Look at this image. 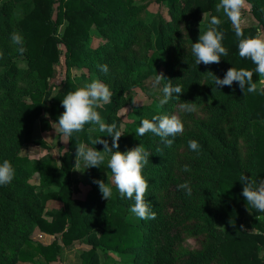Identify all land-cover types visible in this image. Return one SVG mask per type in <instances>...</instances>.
Masks as SVG:
<instances>
[{"label":"trees","instance_id":"trees-1","mask_svg":"<svg viewBox=\"0 0 264 264\" xmlns=\"http://www.w3.org/2000/svg\"><path fill=\"white\" fill-rule=\"evenodd\" d=\"M218 2L60 0L56 11V0H0V67L4 70L0 74V163L7 159L15 169L12 182L0 185V264L36 263L39 255L50 264L63 253L59 238L67 247L87 240L92 248L82 251L83 264H100L96 247L106 258L108 250L117 252L125 264H264V213L248 209L240 181L245 175L264 179V95L246 89L244 93L238 82L217 88L214 76L206 74L211 71L222 79L231 67L255 68L250 59L239 56V38L231 21L216 12ZM246 2L264 27V0ZM153 5L156 8L151 9ZM204 13L222 21L219 28L228 55L220 63L198 65L191 52ZM62 24L64 31L57 35ZM241 27L246 37L259 30L254 25ZM14 31L23 36L26 51L22 54L21 45L11 41ZM93 37L98 39L94 46ZM155 42L165 51L162 89L171 80L184 93L180 100L174 94L163 106L162 89L153 93L154 102L140 109L137 126L145 118L175 114L184 131L171 147L152 132L129 138L124 151L142 144L151 153L143 175L149 181L146 199L156 218L140 220L129 212L134 200L121 198L118 192L103 202L94 182L84 199L73 197L76 145L91 144L100 150V144L91 142L98 136L89 132L90 124L69 138L58 159L22 155L20 135L24 131L30 141L44 113L58 123L64 112L62 99L80 87L67 78L63 89L53 94L61 55L65 54L68 67L86 66L109 86L113 104L108 114L114 118L127 92L141 79L139 70H152L159 63L152 53ZM21 56L27 67L16 62ZM103 64L107 73L97 67ZM259 79L254 73V82ZM183 102H194L195 110L181 111ZM115 125L118 131L120 120ZM193 139L199 142V151L190 150L188 141ZM106 168L107 162L90 167L92 177L107 183ZM35 173L40 175L39 186L31 183ZM185 182L191 195L178 189ZM50 200L63 202L66 209L48 220L44 212ZM254 229L259 233L250 232ZM37 231L57 239L51 245H34L32 235Z\"/></svg>","mask_w":264,"mask_h":264},{"label":"clouds","instance_id":"clouds-1","mask_svg":"<svg viewBox=\"0 0 264 264\" xmlns=\"http://www.w3.org/2000/svg\"><path fill=\"white\" fill-rule=\"evenodd\" d=\"M246 0H219L215 6L217 13H223L224 16L231 21L235 34L239 38V56L242 59H250L255 65L254 70L246 68L237 69L231 67L227 70L224 78L216 76L209 71L206 74L214 76V83L217 88L223 86L231 87L234 82H238L239 87L248 93H256L264 95V29H259L255 35L245 36L241 27L242 9L245 7ZM203 14V20L205 18ZM201 21V24L203 22ZM222 21L217 15H212L207 25V29L202 31L198 42L192 43L191 52L195 57L196 64L210 65L220 63L222 57L228 55V50L223 46L224 32L219 26ZM200 24V25H201ZM13 44L21 45L18 51L22 54L26 51L23 45V36L19 32L11 34ZM104 73L108 72L106 64L97 65ZM254 73L259 76L258 82H254ZM165 80L162 74L156 77V83ZM261 86V87H258ZM164 98L161 100V106L166 104L175 94L180 100V94L184 93L182 86L173 85L171 80L162 89ZM112 92L107 84L99 79L93 80L81 87H77L74 91H69L62 99L64 108L63 114L58 117V123L50 122L51 126L56 130L57 134L65 143L74 133L82 132L85 125H93L89 128V132L100 131L107 132L113 137L111 147L107 140H92V144H102L103 150L89 147L85 143L76 145L75 167L79 169L81 161L89 167H100L107 157V168L111 171L109 177L111 185L118 190L121 198L134 200L130 206L129 212L137 219L147 220L155 219L156 213L153 207L146 199L149 189V181L143 175V169L149 162L151 153L148 152L141 144L127 151L118 150L119 140L122 136L116 131V125L107 124L101 117L100 109L104 104L110 102ZM194 102H183L180 104L181 111L192 112L195 110ZM46 117L49 114H45ZM184 131V123L178 115H156L151 120L142 119L140 126L136 130L137 136L143 137L146 133L152 132L161 138V142L171 147L176 136L181 135ZM169 137H172L171 139ZM188 146L192 151H199L200 145L196 140H189ZM116 149V150H114ZM188 171V166H185ZM79 171V170H77ZM15 177V169L12 163L5 159L0 163V185H8ZM240 181L243 183L242 195L246 199L247 206L255 209L257 212L264 213V179L257 180L253 177L241 176ZM99 186V190L103 199L109 200L113 195V188L104 180H95ZM178 189L186 190L187 195H191V187L185 182L178 185Z\"/></svg>","mask_w":264,"mask_h":264},{"label":"rangeland","instance_id":"rangeland-1","mask_svg":"<svg viewBox=\"0 0 264 264\" xmlns=\"http://www.w3.org/2000/svg\"><path fill=\"white\" fill-rule=\"evenodd\" d=\"M18 2L23 0H17ZM60 0H56L55 9L59 6ZM152 8H156V5L151 6ZM205 18L203 20V27L202 31L207 29V25L210 21L211 15L210 13H205ZM54 19H56V14L54 15ZM259 26V29H264V27L260 24L257 20L255 15L252 12V7L249 3H245V7L242 9L241 15V26ZM65 24L59 26L57 30V35L62 34L64 31ZM156 38H154L155 40ZM98 42V39L91 38V45L94 46ZM63 52L66 49L61 46ZM152 53H155L159 57V63L156 65V68L150 70L148 67L141 68L138 72V76L141 79H136L137 85L129 90L126 95V100L120 103V109L117 112V116L114 118H110L108 111L111 109L113 104V99L110 100L109 103L104 104L98 111L102 119L109 125L116 124L117 119L120 120V127L119 132L121 133V137L119 140V149L120 151H124L125 148L129 145V138L136 136L137 126V115L140 112L141 108L148 107L151 105L153 100V93L160 92L162 86L164 84V80L160 81L159 84L156 83V77L159 74H162L164 78H166L165 73V51L161 47L160 44L155 42V46L153 48ZM16 62L19 63L21 67H27L26 58L24 56L19 57L16 59ZM54 77H53V84L55 86L53 94L58 93L63 89L64 82L67 78H70L74 83L78 86H83L87 83L92 82L93 80L100 79L99 75L91 72L86 66H72L68 67L66 65V57L65 54L61 55L60 63L56 65ZM3 68L0 67V74L3 73ZM137 78V77H135ZM102 81V80H101ZM103 82V81H102ZM258 87H261L258 85ZM44 113L39 120L36 121L35 126L32 132V138L30 141L25 140V133L24 131L21 132L20 135V144H21V153L22 155L28 156L31 159H49V158H56L58 159L61 155V152L68 146V142L65 143L61 140V137L57 134L56 130L51 126L50 122H54L50 116L46 117ZM95 127L90 125L89 128ZM89 130V129H88ZM94 135L98 136V139L107 140L109 146L111 147L113 143V137L109 136L107 132H100L98 130L90 132ZM41 143H40V142ZM89 147H93L91 144H86ZM100 150H103V145L100 144ZM116 150V149H114ZM107 162V157L105 159ZM79 170V171H77ZM91 169L86 168L84 163H80L79 169L74 168L72 172V189H73V197L77 199H84L89 190L92 188V183L94 182V177L91 175ZM104 173L107 177V183L110 184L113 188V195L118 193V190L115 188L114 185H111V181L109 177L111 174L108 173V168L105 169ZM102 173V174H104ZM31 183L35 186L40 185V175L39 173H35L32 176ZM42 188L39 187L38 190ZM102 201L105 202L106 200L103 199L101 194ZM66 209V205L58 200H50L46 203L44 216L46 219L51 220L55 214L60 211ZM264 220V219H263ZM252 233H259V230H251ZM100 230H98V234H100ZM52 235L42 233L40 231L35 232L32 235V243L34 245L43 244V245H51L56 240ZM86 239L82 241L76 242L73 247H67L63 242L62 239L59 238L58 242L60 246L63 248V253L59 256L58 260L53 261L50 264H83L84 259L82 258V251L89 250L91 247L90 244H87ZM192 245L189 244L188 247ZM98 252V258L100 264H125L122 255H119L117 252L108 250L110 255L109 258L105 257V254L102 253V250L96 247ZM36 263L31 262H24V261H17L16 264H40L45 263L48 264L46 259L42 256H38L36 258Z\"/></svg>","mask_w":264,"mask_h":264}]
</instances>
